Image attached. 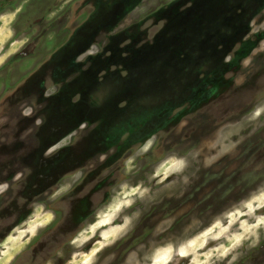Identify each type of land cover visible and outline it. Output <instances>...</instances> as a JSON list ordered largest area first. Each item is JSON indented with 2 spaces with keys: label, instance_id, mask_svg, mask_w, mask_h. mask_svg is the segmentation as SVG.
Listing matches in <instances>:
<instances>
[{
  "label": "rangeland",
  "instance_id": "rangeland-1",
  "mask_svg": "<svg viewBox=\"0 0 264 264\" xmlns=\"http://www.w3.org/2000/svg\"><path fill=\"white\" fill-rule=\"evenodd\" d=\"M0 58V264H149L219 220L190 264L251 222L264 0H0ZM257 235L209 264H264Z\"/></svg>",
  "mask_w": 264,
  "mask_h": 264
},
{
  "label": "clouds",
  "instance_id": "clouds-1",
  "mask_svg": "<svg viewBox=\"0 0 264 264\" xmlns=\"http://www.w3.org/2000/svg\"><path fill=\"white\" fill-rule=\"evenodd\" d=\"M3 63V58H0V64ZM47 95V93H46ZM32 112L31 108H27L24 110L23 114L24 115H30ZM37 124H41L42 121L37 120ZM149 144L151 141L148 142ZM60 145H58L59 147ZM147 148L144 149L146 151ZM51 149H49L48 152L45 153V155H49L51 153ZM19 179V174L16 177ZM7 188V184L0 185V192L4 191ZM133 191H139L140 195L143 196L144 193L148 192L147 188H144L140 190L139 188H133ZM125 205H130L131 201L125 200L124 201ZM264 209V193L259 194L256 197H252L249 200L245 201L243 203V208L241 209V213L243 215H247L249 217H252L251 222H245L246 226L243 228V230L235 235L232 239L228 240L227 243H225L222 246H219L218 248H215L211 251H208L206 253H202L203 258L197 260V258L194 256L193 259L190 261V264H209V259L212 256H216L217 259L225 257L228 252L237 246L242 240L246 239L248 235H251L252 237H255L258 239L257 235V229H260L264 227V214L257 215V210ZM235 214V213H234ZM52 215L49 214L48 220L50 221L52 219ZM123 226H126L130 223V217L125 216L123 218ZM228 224L232 223V219H228L227 221ZM215 224V229L218 231H214L213 227H209L207 231H202L199 236H197L196 240L200 241V243L197 245L196 240L190 241L189 243H186L184 245H177L173 246L171 243L162 246L161 248L157 249L154 255L150 258L149 264H170V262L173 259L174 255L180 256V257H186L189 255L188 249L196 245L198 247H202L205 238L211 237L212 239H215L217 236L220 235L221 231H224V229H221L220 221L217 220L214 222ZM75 242V241H73ZM98 251V249H97ZM94 254V253H93ZM236 257L233 256L232 260H235ZM87 264V262H85Z\"/></svg>",
  "mask_w": 264,
  "mask_h": 264
},
{
  "label": "flooded vegetation",
  "instance_id": "flooded-vegetation-1",
  "mask_svg": "<svg viewBox=\"0 0 264 264\" xmlns=\"http://www.w3.org/2000/svg\"><path fill=\"white\" fill-rule=\"evenodd\" d=\"M29 153H31V152L27 153V150H25L23 152V154L25 155V156H23V160H27L28 159V162L26 163V167H28L29 169L33 170L32 166L30 164V162L32 161V158H30V154ZM2 163H4V162H1V160H0V174H3L2 172H8V171H9L8 173H10V171L14 170V168H12L11 164H7V165L4 164L6 168H2ZM26 170H27V168H26Z\"/></svg>",
  "mask_w": 264,
  "mask_h": 264
}]
</instances>
